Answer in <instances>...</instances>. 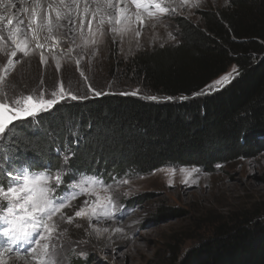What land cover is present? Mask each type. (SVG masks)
I'll return each instance as SVG.
<instances>
[{
  "label": "trees",
  "instance_id": "16d2710c",
  "mask_svg": "<svg viewBox=\"0 0 264 264\" xmlns=\"http://www.w3.org/2000/svg\"><path fill=\"white\" fill-rule=\"evenodd\" d=\"M230 3L227 14L204 10L205 26L178 19L176 47L137 57L133 75L142 80L140 92L172 101L117 94L66 99L51 112L19 120L0 142L3 182L6 171L24 164L39 172L65 164L69 176L114 182L170 167L214 173L256 158L264 150V0ZM231 66L238 75L222 90L190 98ZM89 84L99 90L93 80ZM177 264H264V219L220 227Z\"/></svg>",
  "mask_w": 264,
  "mask_h": 264
},
{
  "label": "rangeland",
  "instance_id": "374dc122",
  "mask_svg": "<svg viewBox=\"0 0 264 264\" xmlns=\"http://www.w3.org/2000/svg\"><path fill=\"white\" fill-rule=\"evenodd\" d=\"M204 10L212 11L217 16L227 14L231 12V3L230 0L198 1L191 10H174L154 18L147 26L131 27L140 32L139 37L134 32L113 33L110 29H103L106 39L100 50L91 58L86 57L83 64L70 45L64 49L70 62L60 67L59 74L54 58L51 64L41 65L43 50H38L34 58L21 56L11 77L0 85V96L6 95L9 99L28 94L35 96L43 88L45 98H50V93L57 89L62 80L73 90L72 93L84 97L73 101L120 95L121 92L131 93L137 89L139 95L129 96L149 99V96L140 92L143 88L138 85L142 80L133 75L137 57L159 49L176 47L179 34L177 20L186 17L205 26L202 19ZM57 11L46 6L39 10V14H56ZM107 18L105 21H110ZM41 27L42 31H49L44 24ZM114 27L118 29L116 24ZM37 39L40 40V37ZM51 40L54 44L48 47L50 50H62L55 37ZM16 46L15 43L11 54L18 53L19 48ZM84 51L82 49L81 54L85 55ZM8 59H12V55ZM78 68L83 70L86 81ZM225 75L230 76L231 82L238 75L236 66L228 68L212 84ZM90 80L99 87L97 91L107 94L95 96L90 92ZM228 84H221L219 90H213L210 94L222 90ZM85 88L88 95L77 94ZM206 92L208 89L197 95H210ZM167 99L158 98V101ZM61 169H67V166L64 164ZM38 173L35 171L32 175ZM74 177L86 181L97 176L65 174L64 179ZM97 178L109 187L102 188L99 182L91 183L87 189L88 198L99 197L100 204L107 207L111 197L115 207L99 222L92 217H74L75 211L85 199L81 195L72 201L71 207L57 214L54 219L59 225V231L51 242L55 245L54 249L51 245L49 249L55 251V264H177L203 240L213 236L220 227L247 219H264V150L256 158L220 166L214 173L195 167H170L150 175L129 176L114 182ZM125 180L127 183L123 182ZM43 182L42 178L39 179L37 186ZM77 187L83 190V183ZM67 216H73L71 223L67 222ZM104 224L109 227L104 228ZM3 226L0 223V228ZM0 242L5 245L7 240L0 237ZM133 244L137 247L130 252ZM3 251L13 253L0 260V264H36L33 254L23 249L3 247Z\"/></svg>",
  "mask_w": 264,
  "mask_h": 264
},
{
  "label": "snow or ice",
  "instance_id": "6c2138e0",
  "mask_svg": "<svg viewBox=\"0 0 264 264\" xmlns=\"http://www.w3.org/2000/svg\"><path fill=\"white\" fill-rule=\"evenodd\" d=\"M131 2L140 9L143 6L145 11L152 15L151 8H155L159 12L163 13L166 9L162 8L156 0H131ZM111 21V17H109ZM137 21L141 27L144 26L143 19L137 15ZM22 23V21H21ZM103 21H101V24ZM116 24H120L118 19ZM8 24H12L9 20ZM91 30V24H89ZM110 31L113 33H132L136 37H139L140 32L127 27L124 29H117L111 27ZM0 39H3L0 37ZM116 43V41H113ZM123 40L121 39L120 43ZM13 43H16L13 38ZM37 47H43L37 45ZM17 48H20L17 44ZM23 53L24 50L20 49ZM12 57H16L17 53L12 52ZM17 63L20 61L17 60ZM47 60L41 53V65H46ZM13 65V60L8 59L3 66H0V85H3L9 74V66ZM79 65V61H77ZM81 77L87 80L84 76L82 69H79ZM60 66L57 65V73L59 74ZM236 70L234 69V72ZM223 83H230V76L225 75L220 80L215 81L213 84L206 85L210 94L213 90H219V86ZM88 89L95 96H101L107 93L92 88L88 84ZM120 95H139V90L133 92H121ZM84 99V97H78L70 90L64 87L63 81L60 80L56 90L50 93V98H45V90L41 88L38 95L28 94L23 97L7 98L6 95L0 96V142H6L14 128L20 127V125L14 124V121L26 120L28 118L35 119L41 116L42 113L51 112L56 108V105L62 103L65 99ZM152 101H158L155 96L149 97ZM173 97H168L169 101H172ZM11 126V127H10ZM17 150V157L19 153ZM7 163H11V159ZM19 171L12 170L6 171L4 175L7 177L6 183L3 182L0 177V213H6L7 215L0 214V223L4 226L0 228V237L5 238L7 243L3 246L5 249L21 250L23 249L28 254H33V258L36 264H55V251H50V245L54 249L55 245L51 242L54 239L55 233L59 231V225L54 219L57 214L65 208L71 207L72 201L79 198V196H85V199L81 202L80 206L74 213V217H92L97 222L100 219L105 218L108 212L115 207V201L109 197L108 205L100 204L99 197L92 199L88 198V187L91 183L99 182L102 188H108L109 185L98 181L97 177H91L86 181H81L79 178H73L65 180L64 176L69 171L68 169H52L45 168L40 173H35V169L28 165H17ZM43 179V183L37 186V181ZM127 183V181H123ZM83 183V190L77 185ZM61 189H63L61 191ZM73 216H67V222L71 223ZM43 242V243H42Z\"/></svg>",
  "mask_w": 264,
  "mask_h": 264
},
{
  "label": "bare ground",
  "instance_id": "6f19581e",
  "mask_svg": "<svg viewBox=\"0 0 264 264\" xmlns=\"http://www.w3.org/2000/svg\"><path fill=\"white\" fill-rule=\"evenodd\" d=\"M198 1L201 0H156L162 8L166 9L163 13L156 10V17H161L174 10L177 12L191 10L194 3ZM46 6L58 9L57 13L40 15L39 10L45 9ZM31 9L35 10L30 13ZM121 10H137V7L131 0H0V37L3 38L0 39V66H3L11 55L15 45L12 41L13 38L20 48L16 57H12L13 65L9 66L10 71L7 78L17 68L16 61L19 57L34 58L38 50H43L47 60L46 64H51L54 58L57 65L61 67L70 62L69 55L64 52V49L70 45L80 63L83 64L86 57L91 58L100 50L106 39L103 29L108 30L114 27L115 21L122 17ZM34 16L38 17L33 18ZM107 17H111V21H105ZM9 20L12 21V24H8ZM101 21H103L102 24ZM42 24L49 30L48 32L42 31ZM89 24H91V30ZM127 27L131 26L121 24L118 29ZM51 36L58 40L62 50L48 48L54 44ZM38 37L40 40L37 39ZM37 45L43 47H37ZM20 49H23L24 52L22 53ZM82 49L85 50V55L81 54ZM103 227L109 226L104 224ZM3 246L0 242V260L13 253L7 254L6 251H3ZM136 247L137 245L133 244L130 247V252L134 251Z\"/></svg>",
  "mask_w": 264,
  "mask_h": 264
},
{
  "label": "water",
  "instance_id": "95a60500",
  "mask_svg": "<svg viewBox=\"0 0 264 264\" xmlns=\"http://www.w3.org/2000/svg\"><path fill=\"white\" fill-rule=\"evenodd\" d=\"M199 96H201V95H194V96H192V97H190V98H193V97H199ZM168 100V99H167ZM184 100V99H183ZM169 101V100H168Z\"/></svg>",
  "mask_w": 264,
  "mask_h": 264
}]
</instances>
